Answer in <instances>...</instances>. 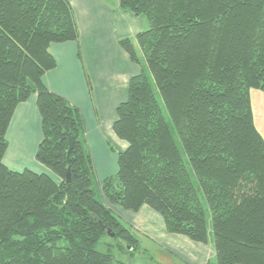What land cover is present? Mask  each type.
<instances>
[{
    "label": "trees",
    "instance_id": "16d2710c",
    "mask_svg": "<svg viewBox=\"0 0 264 264\" xmlns=\"http://www.w3.org/2000/svg\"><path fill=\"white\" fill-rule=\"evenodd\" d=\"M118 1L149 23L136 37L146 68L117 109L128 148L99 200L85 119L43 81L57 67L51 44L79 41L75 11L69 0H0V264H123L98 244L135 252L139 235L108 205L148 206L197 243L212 230L217 264H264V138L251 103L264 91V0ZM119 45L140 62L131 39ZM33 95L42 173L4 163L15 111Z\"/></svg>",
    "mask_w": 264,
    "mask_h": 264
},
{
    "label": "crops",
    "instance_id": "0c3cea01",
    "mask_svg": "<svg viewBox=\"0 0 264 264\" xmlns=\"http://www.w3.org/2000/svg\"><path fill=\"white\" fill-rule=\"evenodd\" d=\"M69 2L75 11L79 41L51 44L49 52L55 58L57 67L47 72L43 81L52 93L66 99L83 115L85 137L96 166V176L101 173V177H106L116 174L119 154L128 148V143L114 132V125L118 119V107L127 101L131 78L146 68L136 37L149 29V23L131 11L121 10L118 0ZM122 39L133 41L139 63L132 62L129 54L119 45ZM7 136L9 149L14 145L13 140L18 141L21 148L29 146L28 156L20 152L26 159H21V163L14 160L18 162V167L11 166V169H30L38 173L48 171L35 160L42 139L36 95L17 107ZM6 165L10 166L9 163ZM108 207L131 225L139 236L152 239L184 264H210L216 257L210 243H197L185 236L168 233L162 217L148 206H143L136 213L118 206ZM164 255L162 260L168 258L172 262V257H167L165 252Z\"/></svg>",
    "mask_w": 264,
    "mask_h": 264
},
{
    "label": "rangeland",
    "instance_id": "374dc122",
    "mask_svg": "<svg viewBox=\"0 0 264 264\" xmlns=\"http://www.w3.org/2000/svg\"><path fill=\"white\" fill-rule=\"evenodd\" d=\"M148 74H149L151 83L153 84L155 90H157L154 79L152 78L149 72ZM158 98L161 103V106L164 109L167 121H170L168 114H167L166 107L164 106V103L162 102L159 95H158ZM251 103H252V110H253L255 125L257 126L258 130L260 131V133L262 134L264 138V91L252 90L251 91ZM13 144L14 145L12 146V148L7 151L4 160L7 159V163L10 164L9 167L16 166L17 168L18 162H15L14 160H18L20 162V160L24 158L20 155V152L24 153V156H28L29 149L19 147L18 141L14 142L13 140ZM12 153H14V155H12ZM7 156H9V158H7ZM182 156L184 160L187 161L186 154L184 153L183 150H182ZM20 170H25V169H20ZM117 171H118V167H117ZM100 174H97L94 180V184H95V188L97 192V197L99 200H102L100 197L101 194L99 191V182L102 181L105 177H101ZM200 197H201L203 204H205L208 217L210 218V213H209L206 201L203 198V195L201 193H200ZM209 224H211V222ZM106 239H107L106 240L107 242L105 241L100 242L96 249L103 253L111 252V254H113L115 258L118 261L122 262L123 264H184L182 260L179 259V257H177L175 254L167 250H163V247L159 246L155 241L148 238L147 236H142V235L139 236L140 247H139V250L135 252H131V250L128 248H126L127 251L121 250L118 246L119 243L117 240L113 238H106ZM209 243L211 244L212 247H214V234L212 230H210V233H209ZM164 252L165 254H167V257H172L171 259L172 262H169L168 258H166L167 261L165 259L162 260V257L163 258L165 257ZM210 264H217V258L214 257Z\"/></svg>",
    "mask_w": 264,
    "mask_h": 264
},
{
    "label": "water",
    "instance_id": "95a60500",
    "mask_svg": "<svg viewBox=\"0 0 264 264\" xmlns=\"http://www.w3.org/2000/svg\"><path fill=\"white\" fill-rule=\"evenodd\" d=\"M75 146V140L73 137H69V150H68V155H67V160H68V163L70 162V154H71V151L73 150ZM67 178H68V181H70V178H71V173H70V170H68L67 172ZM103 229L107 231L108 235H110L111 237H114V233H112V231L110 229H107V227L105 225H102Z\"/></svg>",
    "mask_w": 264,
    "mask_h": 264
},
{
    "label": "bare ground",
    "instance_id": "6f19581e",
    "mask_svg": "<svg viewBox=\"0 0 264 264\" xmlns=\"http://www.w3.org/2000/svg\"><path fill=\"white\" fill-rule=\"evenodd\" d=\"M26 149H29V146L25 147ZM7 158H9V156H7ZM6 160V161H5ZM4 160V163L7 164V159Z\"/></svg>",
    "mask_w": 264,
    "mask_h": 264
}]
</instances>
